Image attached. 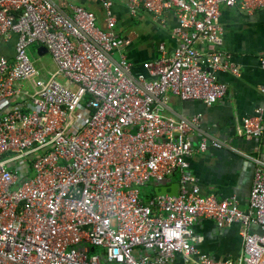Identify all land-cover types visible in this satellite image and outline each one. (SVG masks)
Masks as SVG:
<instances>
[{
  "label": "built area",
  "instance_id": "obj_1",
  "mask_svg": "<svg viewBox=\"0 0 264 264\" xmlns=\"http://www.w3.org/2000/svg\"><path fill=\"white\" fill-rule=\"evenodd\" d=\"M97 2L105 29L81 7L69 14L54 0H0V264H261L264 166L254 170L246 212L236 196H203L191 173L193 136L201 134L199 154L232 149L201 129L202 114L161 110L171 95L209 106L227 95L218 74L242 73L222 49L221 7L253 13L264 0H126L132 18L144 11L177 21L172 53L159 45L161 57L139 73L121 53L128 42L114 29L112 1ZM34 44L57 67L48 80L28 57ZM259 65L264 70V57ZM236 132L264 143L262 110ZM176 174L177 196L144 203L146 188ZM200 220L241 227L240 257L201 253Z\"/></svg>",
  "mask_w": 264,
  "mask_h": 264
},
{
  "label": "crops",
  "instance_id": "obj_2",
  "mask_svg": "<svg viewBox=\"0 0 264 264\" xmlns=\"http://www.w3.org/2000/svg\"><path fill=\"white\" fill-rule=\"evenodd\" d=\"M116 16L114 29L127 40L121 53L133 64L134 73L142 72L140 65L161 57L159 45H164L170 55L176 45L172 38V29L177 21L173 13H167L156 19L140 11L132 18L126 8V0H111ZM65 12L70 7H81L93 12L97 25L105 29L104 12L97 0H54ZM163 20V22H162ZM220 22L225 29L222 49L232 56V61L241 70L242 76L219 73L221 83L227 85V95L214 105L200 101H182L170 96L167 108L161 110L165 115L190 117L202 114L201 129L209 131L213 137L229 145L232 150L209 148L204 154L197 153L201 134L193 136L194 153L190 159L191 173L198 179L203 196L225 200L236 196L239 208L248 209V197L252 187L253 173L256 167L264 166V143L247 141L238 136L236 126L246 117H251L257 109L262 110L264 122V70L259 59L264 57V9L246 13L242 9L221 7ZM11 45L3 46L2 52L9 54ZM202 54L208 53L207 45H199ZM12 55V54H10ZM115 58H118L115 55ZM8 103H4L7 106ZM31 173V171H30ZM29 173V174H30ZM180 177L172 176L162 184H152V192L145 190V196L158 197L161 189L164 195H178ZM250 232H258L251 227ZM199 238L197 247L201 253L215 260H236L243 249L242 229L234 225L219 229L213 221L200 220L195 226ZM261 264H264V259Z\"/></svg>",
  "mask_w": 264,
  "mask_h": 264
},
{
  "label": "rangeland",
  "instance_id": "obj_3",
  "mask_svg": "<svg viewBox=\"0 0 264 264\" xmlns=\"http://www.w3.org/2000/svg\"><path fill=\"white\" fill-rule=\"evenodd\" d=\"M39 46L34 44L29 46L27 50V54L31 62L33 63L36 70L40 72L39 79L41 80H48L51 78L52 74H54L57 71V67L54 64V60L52 56L47 53L43 56H40L37 52ZM117 59V58H116ZM57 82H59L61 85L67 86L68 81L65 77L62 75H58L55 79ZM72 89H75V86L71 87ZM148 192H152L151 187L148 188ZM146 196H142V200L144 203H147L148 199L145 198Z\"/></svg>",
  "mask_w": 264,
  "mask_h": 264
},
{
  "label": "water",
  "instance_id": "obj_4",
  "mask_svg": "<svg viewBox=\"0 0 264 264\" xmlns=\"http://www.w3.org/2000/svg\"><path fill=\"white\" fill-rule=\"evenodd\" d=\"M37 52L40 56H43V55L48 53V51L45 47H39ZM164 194H165V192L163 189H161V191L158 193L159 196H163ZM171 196H177V194L176 195L171 194Z\"/></svg>",
  "mask_w": 264,
  "mask_h": 264
},
{
  "label": "trees",
  "instance_id": "obj_5",
  "mask_svg": "<svg viewBox=\"0 0 264 264\" xmlns=\"http://www.w3.org/2000/svg\"><path fill=\"white\" fill-rule=\"evenodd\" d=\"M145 198H147V199H148V197H145Z\"/></svg>",
  "mask_w": 264,
  "mask_h": 264
}]
</instances>
